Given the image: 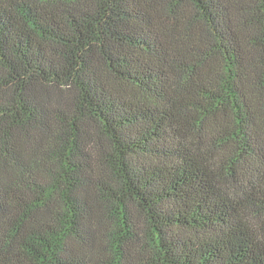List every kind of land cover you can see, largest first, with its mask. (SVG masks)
Masks as SVG:
<instances>
[{
	"label": "trees",
	"instance_id": "obj_1",
	"mask_svg": "<svg viewBox=\"0 0 264 264\" xmlns=\"http://www.w3.org/2000/svg\"><path fill=\"white\" fill-rule=\"evenodd\" d=\"M0 264H264V0H0Z\"/></svg>",
	"mask_w": 264,
	"mask_h": 264
}]
</instances>
